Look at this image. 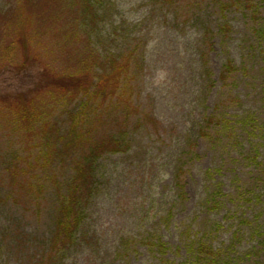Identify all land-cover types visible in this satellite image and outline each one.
<instances>
[{"label":"rangeland","instance_id":"obj_1","mask_svg":"<svg viewBox=\"0 0 264 264\" xmlns=\"http://www.w3.org/2000/svg\"><path fill=\"white\" fill-rule=\"evenodd\" d=\"M96 2L101 19L93 38L104 56L133 54L128 81L139 113L127 120L115 101L99 102L92 134H116L129 148L100 159L84 226L70 250L50 259L55 188L46 178L42 196L10 186L7 166L26 149L39 150L2 106L0 264H161L146 243L158 239L167 244L166 259L179 264H209L197 260L201 243L218 255L215 264H264V42L258 35L264 0L253 2L259 19L255 9L230 7L234 0ZM16 4L0 0V11ZM224 4L230 9L223 11ZM20 10L24 38L5 52L6 39L18 31L5 32L0 68L2 57L22 59L27 52L30 66L0 73V98L23 100L36 93L46 70L66 67L63 36L48 23L37 26V37L26 36L35 18ZM229 63L236 72L223 81ZM46 100L44 116L66 129L65 111H76L80 101L65 108ZM145 115L156 124L143 122ZM209 117L217 122L207 124ZM51 173L65 183L69 160L56 161Z\"/></svg>","mask_w":264,"mask_h":264},{"label":"trees","instance_id":"obj_2","mask_svg":"<svg viewBox=\"0 0 264 264\" xmlns=\"http://www.w3.org/2000/svg\"><path fill=\"white\" fill-rule=\"evenodd\" d=\"M253 2L254 0H234L230 7L239 3L249 11L255 9L253 18L259 19V12ZM230 7L229 4H224L223 11ZM20 8L30 12L32 19L35 18L29 33H25L26 36L37 32L39 24L48 23L54 27V32L63 36L61 41H64H60V48L65 54L64 62L66 61L63 70H46L36 93H30L29 97L23 100L20 95L11 96L9 99L0 98V112L2 106L7 109L11 122L16 126L15 130L22 134L28 144H34L39 150L31 154L33 148L30 147L26 149V157L16 155L18 159H14L11 165L7 166L5 171L10 177V186L20 188L24 185L28 192L42 196L46 178L50 186L55 188L58 209L49 250L50 259H53L52 256H60L73 247L84 226L86 209L97 192L100 159L105 154L123 153L129 148L125 140L116 134L93 135L98 121L91 120V117L98 112L97 103L106 101H115V107L124 113L127 120L133 114L139 113V109L132 104V88L128 81L133 54L102 55L97 41L93 38L94 30L101 19L96 0H17L15 7L0 11V39L6 35L5 32H10L13 26L14 30L18 31L15 34L18 39L15 36L11 40L6 39L8 46L5 52L10 47L18 49L23 36L19 32H25L23 21L26 13ZM225 31H229V28ZM34 33L33 37H37ZM258 35L264 42V25L258 30ZM68 50L70 53L67 55ZM27 54L29 55L28 52ZM28 55L23 54L22 59H17L16 54H11L6 59L2 57L0 73L9 69L27 71L30 66ZM235 72L236 68L229 63L220 77L227 81ZM46 98L56 104L65 103V108L72 106L77 100L80 101L76 111L66 109L69 123L66 129L60 128L51 116L49 120L48 116H44V105L48 102ZM215 121L213 117L206 120L207 124ZM143 122L156 124L155 119L149 115H145ZM65 160L70 162L72 175L65 183L59 184V178L55 173H51V169L56 161ZM44 173L47 175L44 176ZM34 179L38 181L35 182ZM146 243L157 249L162 256L161 264H179L166 259L169 251L163 240ZM196 253L197 260L202 263L218 262V255L207 244L201 243Z\"/></svg>","mask_w":264,"mask_h":264}]
</instances>
